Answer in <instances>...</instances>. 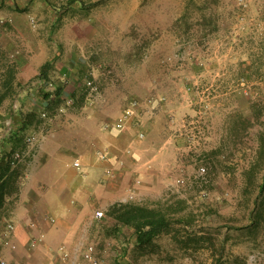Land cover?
<instances>
[{
	"label": "rangeland",
	"instance_id": "374dc122",
	"mask_svg": "<svg viewBox=\"0 0 264 264\" xmlns=\"http://www.w3.org/2000/svg\"><path fill=\"white\" fill-rule=\"evenodd\" d=\"M243 2H0L2 18H19L0 31V92L5 80L18 82L17 58L48 62L46 71L55 62L74 65L73 101L43 98V109L30 120L34 126L85 124V112L72 109L121 111L132 99L140 106L125 127L140 125L141 112L155 108L177 114L174 125L185 123L186 167L178 171L184 182L158 189L153 200L180 223L173 222L175 233L142 248L157 259L140 264H264V0ZM74 153L64 166L70 176L76 174ZM8 211L7 204L0 209V231ZM182 248L186 259L178 255Z\"/></svg>",
	"mask_w": 264,
	"mask_h": 264
},
{
	"label": "crops",
	"instance_id": "0c3cea01",
	"mask_svg": "<svg viewBox=\"0 0 264 264\" xmlns=\"http://www.w3.org/2000/svg\"><path fill=\"white\" fill-rule=\"evenodd\" d=\"M3 17L12 18V22L15 19L5 26L19 23V18L11 14ZM4 25L0 31L6 30ZM14 66L18 82H13L11 92L0 104V152L24 148V137L30 133L36 134L39 141L20 163L15 189L5 195L3 205L7 204L9 210L5 222L15 223L11 241L16 249L11 250L0 239V257L5 258L6 264H58L56 249L60 244L74 255L81 244L92 243L95 254L105 264L111 260L123 264L156 260L157 253L143 250L132 228L117 221L109 210L115 203L153 207L157 190L175 185L173 179L186 167L182 153L185 138L181 135L185 123L174 125L177 114L155 108L141 112L144 118L141 117L140 125L118 129L113 123L123 108L99 114L81 106L71 111L76 115L84 111L85 124L67 122L36 127L30 120L37 117L45 101L42 63L17 58ZM73 66L55 62L51 70H45L46 77L62 87L64 98H74L77 82ZM90 73L94 75V71ZM7 99H13L11 106H4ZM4 121L10 122L8 131ZM106 123L109 126L105 127ZM141 130L143 138L138 137ZM72 152L75 153L70 165L76 174L70 176L64 166ZM100 153H106V158H101ZM75 159L81 163L79 169L72 164ZM106 168L113 169L112 176L104 174ZM132 186L135 198L128 200ZM96 209L105 213L102 219L94 217ZM32 238L41 240L32 245ZM178 255L187 258L183 248Z\"/></svg>",
	"mask_w": 264,
	"mask_h": 264
},
{
	"label": "built area",
	"instance_id": "2783aa9c",
	"mask_svg": "<svg viewBox=\"0 0 264 264\" xmlns=\"http://www.w3.org/2000/svg\"><path fill=\"white\" fill-rule=\"evenodd\" d=\"M238 4L244 5L243 0H236ZM31 22H33V18L31 17ZM6 22H12V18H0V26L5 24ZM42 83L44 84V87L46 89V92L52 93L55 89V85L51 81L42 80ZM88 84H91L90 81L87 82ZM52 96V95H50ZM66 102L69 103L72 101L71 98L66 97ZM149 102V101H148ZM140 106V102L137 99H132L128 102V105L124 107L121 111V114L119 118L113 123L114 126L118 129L125 128L126 122L130 119L135 118V116L138 113V109ZM41 117L45 119L46 121H50V117L46 114V112H41ZM4 129L8 131L10 127V122L4 121ZM109 126V123L105 124V127ZM138 137L143 138L144 132L138 131ZM39 141V137L34 134L30 133L24 137V143L25 147L22 149H16L12 150L9 155V162L11 167H16L18 164H20L24 159L26 158L29 150L34 149L36 144ZM101 158H106V153H100L99 155ZM73 166H75L77 169L80 168V161L78 159H75L73 161ZM112 168H106L104 171V174L106 176H112L113 174ZM198 175L203 176L206 173V169L203 166H200L197 170ZM140 180L136 179L135 182L139 183ZM184 182L183 178L177 177L175 180L176 184H182ZM134 187H129L128 192V200H131L135 198V192ZM201 197L206 198L209 194L207 191L202 190L200 193ZM105 216V213L101 209H96L94 211V217L96 219H102ZM52 221V219H51ZM15 230V223L13 221H7L5 222L3 228L0 231V239L4 241L8 245V247L11 250L16 249V244L11 241L12 235ZM40 238H32L31 244L34 245L36 241H40ZM56 252L58 254V257L60 259V262L58 264H104L95 254L94 245L92 243H83L81 246L76 250L74 255H71L68 250L66 249V246L64 244H60ZM0 264H6V260L3 257H0Z\"/></svg>",
	"mask_w": 264,
	"mask_h": 264
},
{
	"label": "trees",
	"instance_id": "16d2710c",
	"mask_svg": "<svg viewBox=\"0 0 264 264\" xmlns=\"http://www.w3.org/2000/svg\"><path fill=\"white\" fill-rule=\"evenodd\" d=\"M48 62L41 66V79H46V67ZM11 79L4 81V89L0 93V104L8 93L12 90ZM52 95V96H50ZM42 97L48 103L54 100L63 99L62 87L55 86L54 91L50 94L43 91ZM12 150L0 152V209L3 206L6 193L12 191L16 187L15 177L18 174L16 167H11L9 155ZM263 188V184H259V189ZM117 221L128 224L136 235L138 245L143 248L150 244L155 237L161 234L175 233L177 230L172 228L173 222L180 223L179 220L173 218L168 213L154 207H148L142 204L133 203H115L109 210ZM233 264H245L244 260L234 262Z\"/></svg>",
	"mask_w": 264,
	"mask_h": 264
}]
</instances>
